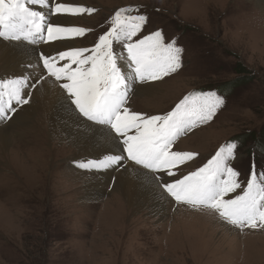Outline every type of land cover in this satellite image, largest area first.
Wrapping results in <instances>:
<instances>
[{
	"label": "rangeland",
	"instance_id": "obj_1",
	"mask_svg": "<svg viewBox=\"0 0 264 264\" xmlns=\"http://www.w3.org/2000/svg\"><path fill=\"white\" fill-rule=\"evenodd\" d=\"M74 4L94 11L49 19L90 30L65 41L68 47H92L109 30L115 12L125 7L138 8L147 16L141 35L160 30L166 42L176 39L183 47L187 69L149 83L155 86L150 93L142 89L145 84L135 87L129 103L132 111L164 115L193 91L215 90L224 96V106L210 122L175 143L174 150L198 154L193 164L182 167V174L237 140L240 146L232 166L240 171V179L250 178L255 163L258 179L264 180L260 171L264 136H256L264 128V0H76ZM242 68L250 73L237 74ZM6 72L0 53V77ZM28 104L16 106L17 112L1 124L10 131L14 151L9 156L0 143V264H264V227L236 228L211 210L176 205L167 198H158L165 213L156 209L150 217L126 212L116 227L114 208L107 207V201L121 202L113 193L114 182L106 184L97 199H87L82 183L92 174L77 167L86 161L77 148L42 147L37 140L24 138L29 127L23 108ZM73 177L80 183H73ZM186 209L216 228H186L190 219L179 215ZM217 226L233 234H224Z\"/></svg>",
	"mask_w": 264,
	"mask_h": 264
},
{
	"label": "snow or ice",
	"instance_id": "obj_2",
	"mask_svg": "<svg viewBox=\"0 0 264 264\" xmlns=\"http://www.w3.org/2000/svg\"><path fill=\"white\" fill-rule=\"evenodd\" d=\"M49 0H0V39L32 45L24 63L29 74L39 76L0 79V121L10 119L16 106L28 104L31 88L45 77L62 89L68 111L99 153L77 167L97 177L107 172L127 171L129 162L138 172L139 187L150 198H167L176 205L208 209L228 225L264 227V180L253 164L250 178L240 179L232 166L238 144L228 142L202 166L182 174V167L197 153L174 150L178 138L210 122L224 106L215 90L196 91L164 115L147 116L128 106L135 84H149L176 73L183 66L184 49L176 39L166 42L162 31L141 35L147 16L132 15L139 9L121 8L111 26L90 48L68 47L46 52L39 43L71 41L90 30L46 22V14L32 6ZM94 9L70 0L55 3L49 16H77ZM119 43L126 55L114 51ZM49 47L53 45L49 43ZM125 68L127 70H125ZM15 102V104L13 103ZM264 172V165H260ZM113 182L115 177L112 178Z\"/></svg>",
	"mask_w": 264,
	"mask_h": 264
},
{
	"label": "bare ground",
	"instance_id": "obj_3",
	"mask_svg": "<svg viewBox=\"0 0 264 264\" xmlns=\"http://www.w3.org/2000/svg\"><path fill=\"white\" fill-rule=\"evenodd\" d=\"M73 1L75 3L76 0H70V2ZM32 7L37 10L36 7ZM62 23L66 24L65 21H63ZM49 43H51L53 46L49 47ZM32 47L34 46L27 44V42L4 41L0 39L1 59L2 62H4L5 68L7 70L4 79L23 78L25 76H27L29 79H32L33 76H39L38 69L37 71L29 74V72H27L24 68V63L27 60L34 59V57H30L28 55V53L31 52ZM35 47L41 48L46 52H54L57 49L65 50L66 48H68V43L65 41H55L48 42L46 44H37ZM141 87L148 93H150L149 91L151 89L155 88L154 85L148 84L141 85ZM31 89L34 90L33 96L30 95L33 97L31 99L33 100V102H30L23 108V110L28 115L26 117V119H28L26 124L29 127H27L28 130L25 133L24 138L31 141L37 140L39 142V145L42 147L46 146L47 144H56L60 146L73 145L79 150L78 156H82L83 158L85 157V160L96 158L99 153L95 150L92 142L87 137H84L81 134L82 129H80L79 125L74 122L73 115L70 114V112L67 110L68 105L65 99V95L62 92V89L57 85V83H55L52 78L45 77L38 83H36ZM39 113H41V115H39ZM11 116L12 115L10 114V117ZM20 120L23 121L25 119L20 118L19 121ZM2 123L3 120L0 121L1 148L6 153V150H8V154L10 156L11 152L14 151V146L13 142H11V134L10 131H8L7 125L3 126L1 125ZM24 123L25 122H23V124ZM38 124L39 128H35ZM37 129L41 130V132H36L35 130ZM18 138L19 139L17 140H22L21 136H18ZM125 164L128 165L127 171H124L123 169L116 172L109 171L107 172V174H101L98 177L91 172L92 177L90 178V180L82 183V186L84 187V190L86 192L87 199L94 200L97 199L100 195L104 194V186L108 183L113 184L112 178L115 177V190L113 191V193L118 196V199L116 200H120L121 202L115 203L114 201L113 203L112 201H109L111 203L109 204L107 201V207L111 206L110 208H114L112 222L116 227L120 225L121 219L126 212H145L144 214H146L147 216L154 217L153 214H156V209H159V213H165L166 211L165 207L161 206L158 202V198L150 199L143 194L139 187L140 182L138 180L137 170L133 168L129 162L125 161ZM72 182L77 184L79 180L73 177ZM181 212L183 214H179L180 216H186L190 219L186 223V228L188 229L202 231L216 228L213 227V225L211 226L209 223V226H206V221L208 220L204 219V217H200L201 215L199 216L193 211H189L188 209H186V211H180V213ZM3 221L4 219H2V223ZM217 228H220L222 233L224 234H233L229 232L231 231L229 229V231H226L222 227L217 226Z\"/></svg>",
	"mask_w": 264,
	"mask_h": 264
},
{
	"label": "trees",
	"instance_id": "obj_4",
	"mask_svg": "<svg viewBox=\"0 0 264 264\" xmlns=\"http://www.w3.org/2000/svg\"><path fill=\"white\" fill-rule=\"evenodd\" d=\"M239 71H241V72H239ZM239 71L237 72V74H241V75H243V74H249L250 72L248 71V70H246L245 68H242V69H239ZM256 136L259 138H263V136H264V128H262V129H260V131H259V133L258 134H256Z\"/></svg>",
	"mask_w": 264,
	"mask_h": 264
}]
</instances>
